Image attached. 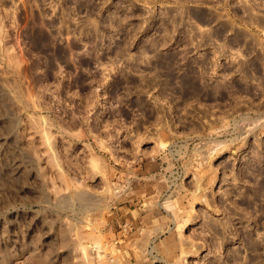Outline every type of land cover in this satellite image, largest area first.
Wrapping results in <instances>:
<instances>
[{
	"label": "rangeland",
	"instance_id": "374dc122",
	"mask_svg": "<svg viewBox=\"0 0 264 264\" xmlns=\"http://www.w3.org/2000/svg\"><path fill=\"white\" fill-rule=\"evenodd\" d=\"M0 264H264V0H0Z\"/></svg>",
	"mask_w": 264,
	"mask_h": 264
},
{
	"label": "bare ground",
	"instance_id": "6f19581e",
	"mask_svg": "<svg viewBox=\"0 0 264 264\" xmlns=\"http://www.w3.org/2000/svg\"><path fill=\"white\" fill-rule=\"evenodd\" d=\"M93 249H94V248H93ZM95 249H96V248H95ZM96 255H99L98 251H97Z\"/></svg>",
	"mask_w": 264,
	"mask_h": 264
}]
</instances>
